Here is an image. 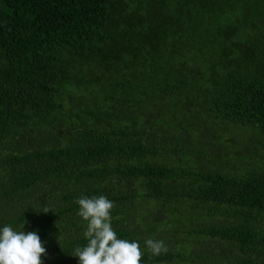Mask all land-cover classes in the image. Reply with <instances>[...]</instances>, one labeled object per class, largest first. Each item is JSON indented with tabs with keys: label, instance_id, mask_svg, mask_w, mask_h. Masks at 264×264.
Returning <instances> with one entry per match:
<instances>
[{
	"label": "trees",
	"instance_id": "16d2710c",
	"mask_svg": "<svg viewBox=\"0 0 264 264\" xmlns=\"http://www.w3.org/2000/svg\"><path fill=\"white\" fill-rule=\"evenodd\" d=\"M101 195L141 264H264V0H0V228L79 264Z\"/></svg>",
	"mask_w": 264,
	"mask_h": 264
},
{
	"label": "clouds",
	"instance_id": "9594fccd",
	"mask_svg": "<svg viewBox=\"0 0 264 264\" xmlns=\"http://www.w3.org/2000/svg\"><path fill=\"white\" fill-rule=\"evenodd\" d=\"M78 215L87 222L84 238L72 256L79 264H141L143 251L138 241L118 238L112 226L111 212L115 207L106 196L78 198ZM42 211H52L45 205ZM16 230L10 225L0 228V264H43L41 257L47 254L37 231ZM147 250L155 256L167 253L162 240L147 239Z\"/></svg>",
	"mask_w": 264,
	"mask_h": 264
},
{
	"label": "rangeland",
	"instance_id": "374dc122",
	"mask_svg": "<svg viewBox=\"0 0 264 264\" xmlns=\"http://www.w3.org/2000/svg\"><path fill=\"white\" fill-rule=\"evenodd\" d=\"M178 243H183L181 240H179L178 241ZM205 242H203V244H204ZM208 243H212V244H214L215 246H219V241H214V240H212V239H209V240H207V242H206V244H208ZM215 248H217V247H215ZM209 249V248H208ZM178 264H183V263H178ZM215 264H225V261H221V262H217V263H215Z\"/></svg>",
	"mask_w": 264,
	"mask_h": 264
}]
</instances>
